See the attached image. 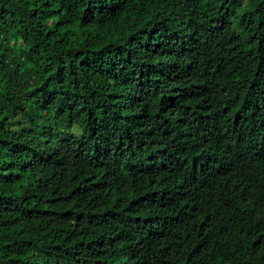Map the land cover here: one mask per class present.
Masks as SVG:
<instances>
[{
  "label": "trees",
  "instance_id": "1",
  "mask_svg": "<svg viewBox=\"0 0 264 264\" xmlns=\"http://www.w3.org/2000/svg\"><path fill=\"white\" fill-rule=\"evenodd\" d=\"M0 264H264V0H0Z\"/></svg>",
  "mask_w": 264,
  "mask_h": 264
}]
</instances>
